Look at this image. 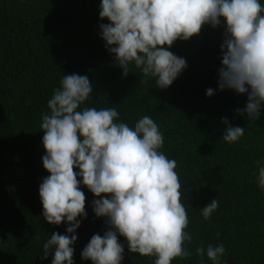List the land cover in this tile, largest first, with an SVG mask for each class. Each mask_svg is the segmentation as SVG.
<instances>
[{
    "label": "trees",
    "instance_id": "trees-1",
    "mask_svg": "<svg viewBox=\"0 0 264 264\" xmlns=\"http://www.w3.org/2000/svg\"><path fill=\"white\" fill-rule=\"evenodd\" d=\"M100 8L101 0H0V264H52V256L42 259L43 244L54 232L67 234V222L50 225L42 217L39 187L50 174L42 162L40 123L63 75L73 73L94 85L82 107H116L118 122L133 127L145 115L157 123L164 137L160 151L177 162L192 235L185 242L192 256L173 264H213L195 248L219 244L226 248L221 264H264V189L255 175L256 162H264V106L260 119L251 120L237 113L247 95L219 90L223 27L205 26L199 36L176 41L169 50L187 67L172 86L158 89L155 78L143 77L134 65L123 76L101 38L99 25L108 21H101ZM224 118L245 128L238 142L221 139ZM81 190L87 219L79 218L74 264H92L81 252L108 229L82 181ZM214 198L219 208L205 220L201 210ZM118 239L123 264H155L154 257L129 253L127 241Z\"/></svg>",
    "mask_w": 264,
    "mask_h": 264
},
{
    "label": "clouds",
    "instance_id": "clouds-1",
    "mask_svg": "<svg viewBox=\"0 0 264 264\" xmlns=\"http://www.w3.org/2000/svg\"><path fill=\"white\" fill-rule=\"evenodd\" d=\"M99 15L101 21H108L99 25L101 38L123 76L134 65L143 77L155 78L158 89L172 86L187 67L185 58L169 50L176 41L199 36L205 26L223 27L219 90L247 95L245 107L237 113L260 119L264 106V4L260 0H101ZM60 85L41 116L46 152L42 162L50 175L40 184L39 195L44 221L55 226L67 222L68 227L67 234L49 235L42 259L52 256V264H74L79 218L87 219L81 181L96 197L94 214L106 218L108 229L103 236L91 237L81 252L84 261L123 264L125 248L118 237L127 241L129 253L154 257L155 264L190 258L185 242L191 243L192 235L186 231L189 218L177 162L160 151L164 137L157 123L145 115L133 127L118 122L116 107H82L94 91L87 75H63ZM214 94L212 88L206 90L208 97ZM223 123L227 126L224 142L233 144L245 135L244 127L231 126L227 118ZM256 163V180L264 189V162ZM218 208L214 198L201 215L208 220ZM195 253L221 264L226 248L197 246Z\"/></svg>",
    "mask_w": 264,
    "mask_h": 264
}]
</instances>
